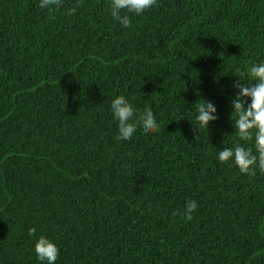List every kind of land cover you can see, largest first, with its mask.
I'll return each instance as SVG.
<instances>
[{"label": "trees", "instance_id": "1", "mask_svg": "<svg viewBox=\"0 0 264 264\" xmlns=\"http://www.w3.org/2000/svg\"><path fill=\"white\" fill-rule=\"evenodd\" d=\"M0 264H264V0H0Z\"/></svg>", "mask_w": 264, "mask_h": 264}]
</instances>
